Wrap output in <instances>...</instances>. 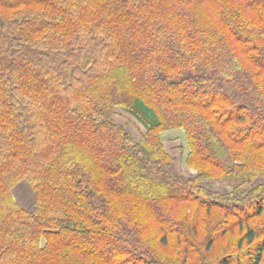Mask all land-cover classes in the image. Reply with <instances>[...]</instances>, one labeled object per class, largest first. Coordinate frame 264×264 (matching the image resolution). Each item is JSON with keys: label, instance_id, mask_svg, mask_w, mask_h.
<instances>
[{"label": "trees", "instance_id": "trees-1", "mask_svg": "<svg viewBox=\"0 0 264 264\" xmlns=\"http://www.w3.org/2000/svg\"><path fill=\"white\" fill-rule=\"evenodd\" d=\"M176 127L197 176L171 171L160 132ZM259 175L264 0H0V264H160L152 225L183 245L163 264H261L264 185L244 192ZM198 176L234 181L243 205ZM235 226L236 252L209 258Z\"/></svg>", "mask_w": 264, "mask_h": 264}, {"label": "rangeland", "instance_id": "rangeland-1", "mask_svg": "<svg viewBox=\"0 0 264 264\" xmlns=\"http://www.w3.org/2000/svg\"><path fill=\"white\" fill-rule=\"evenodd\" d=\"M113 117L118 123H120L128 131V134L133 141H138L142 137V135H144L146 132V130H144L143 121L137 118L135 114H133L131 111H127L123 108H118L116 109V112L114 113ZM176 128L178 129L181 128L180 130L183 131L178 130L176 132V134L178 135L174 137L175 140L171 138L167 139L166 137L162 138L161 133L163 131L160 132V138L164 150L172 157L171 171L179 176L180 175L185 177L197 176L200 170L188 164L186 161L187 154L190 150L186 131L183 127H176ZM176 128H171V129H176ZM233 182L227 181L225 179H210L199 176L196 180V183L198 185L203 186L212 191H218L219 193L225 195V200L227 203L229 204L238 203L237 205H243L242 202L245 201L244 195L245 193L246 194L248 193V190L252 185H257L261 183L264 185V175L257 176L252 183H246L244 185L245 193H241L238 190H234ZM12 193L14 199L18 204H20L22 207L28 210L33 209L34 192L26 180H22L18 182L16 185H14V187L12 188ZM248 196H250V194ZM201 212L202 214L204 213L203 210ZM213 217H217V215L213 214ZM205 227L206 224H203L202 229L200 227L201 232L198 235V240H201V238H203L202 231L206 230ZM239 232L240 231L238 227L235 226L231 232H228L225 235V237L217 239L210 250L204 252L208 254L209 258H217V257L219 258L222 252L223 254L225 252H232V251L236 252L235 246L237 243V239L239 237ZM160 235L161 232L160 230H158V227L156 225H152V227L149 228L148 231L146 232L145 241L146 244L149 243L151 244L155 242V244H153L154 246L162 247L161 249H157V248L156 249L158 251L157 254L158 253L161 254L160 251L164 253V255L162 256L163 261L160 262V264H163V262L167 261L170 257H173L175 254H177V251L181 250L183 248V245L177 244L178 241L177 237L174 234H170L167 235V244L165 246H162L159 243ZM148 236L149 237L152 236V238L150 239ZM44 242H45L44 240H41L42 244H44ZM145 259H147L146 256ZM148 259L151 260V258ZM261 264H264V260L261 262Z\"/></svg>", "mask_w": 264, "mask_h": 264}, {"label": "crops", "instance_id": "crops-1", "mask_svg": "<svg viewBox=\"0 0 264 264\" xmlns=\"http://www.w3.org/2000/svg\"><path fill=\"white\" fill-rule=\"evenodd\" d=\"M143 124H144V122H143ZM144 126V130H146V126H145V124L143 125ZM181 128H176V129H169V130H165V131H163L162 133H161V137L163 138V137H166L167 139L168 138H171V139H174V137L175 136H177L178 134H176V132L178 131V130H180ZM180 131H183V130H180ZM179 131V132H180ZM175 140V139H174Z\"/></svg>", "mask_w": 264, "mask_h": 264}]
</instances>
